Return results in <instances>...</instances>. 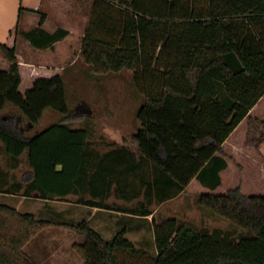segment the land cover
<instances>
[{"label": "trees", "instance_id": "1", "mask_svg": "<svg viewBox=\"0 0 264 264\" xmlns=\"http://www.w3.org/2000/svg\"><path fill=\"white\" fill-rule=\"evenodd\" d=\"M22 32L18 22L0 43L11 63L10 70H0V142L12 160L27 152L31 169L0 192L64 199L83 190L92 176L95 143L87 128L70 125L85 118L67 102L65 79L73 73L21 63ZM82 55L98 74L132 71L143 95L141 127L131 145L107 143L113 150L103 155L124 163L128 190H136L132 174L148 192L162 190L169 197L200 177L205 187L218 188L228 167L224 145L244 120L246 147L260 150L264 144V120L251 115L264 97V0H95ZM9 104L17 112L4 113ZM48 109L61 119L27 134L25 127L35 129ZM144 162L154 169L150 175ZM200 203L245 234L225 243L176 219L154 223L158 256L148 264H264V196L237 187L221 195L204 193ZM53 227L84 238L73 246L83 264H121L119 253L141 255L125 230L106 241L87 221L41 220L0 203V264H38L25 248Z\"/></svg>", "mask_w": 264, "mask_h": 264}, {"label": "rangeland", "instance_id": "2", "mask_svg": "<svg viewBox=\"0 0 264 264\" xmlns=\"http://www.w3.org/2000/svg\"><path fill=\"white\" fill-rule=\"evenodd\" d=\"M8 64L7 59L0 53V70L8 69ZM70 71L73 75L68 73L65 79L67 102L74 113L79 112L85 116L82 121H73L70 125L87 128L90 131L89 141L95 143V145L92 144L90 147L92 149L100 146V154L107 152V149L102 148L107 146V143L114 142L120 145L124 143L131 145L132 135L141 127L138 112L144 103L143 95L134 84L133 72L122 70L118 73L98 74L86 62L82 52ZM26 73V69L23 68L24 78L27 81ZM10 112H17V109L9 104L4 109V113ZM251 115L264 120V99L257 104ZM61 117L52 109L46 110L34 131L43 130L59 121ZM20 120L22 125L26 126V122L21 118ZM247 132L248 121L244 120L232 134L230 141L225 145L222 156L227 160L228 167L220 173L221 185L218 188L205 187L201 183L202 177H200L199 180L194 179L183 194L174 201L162 204V202L153 199L150 202L146 194L137 191V200L128 201L127 206L140 210L141 207H144L143 205L149 202L151 208L156 210L154 217L156 218L154 219L156 224L176 219L178 225H185L197 231L208 233L225 243L237 242L245 233L227 219L201 205L200 198L204 193L221 195L237 187H240L244 194L264 196V144L260 150L246 147ZM0 148L5 150L2 142H0ZM18 162L19 168L15 171L16 179H20L28 169L26 157H23ZM9 164L12 165L5 157H0V170L6 172L9 169ZM143 169L148 175L154 172V169L145 162ZM210 170V168L207 170L208 173ZM8 174L10 175L11 173ZM131 177H129V182L134 184L137 190L139 187L138 180L136 178L131 179ZM212 179V177L209 178V181ZM10 186L12 187V185ZM7 187L9 186L0 179V188ZM156 188L149 189L155 190ZM174 193H176V190ZM159 195L161 198V194ZM6 203L13 204L12 202H7V200ZM80 217L75 218L74 221H83V218L81 219ZM45 219L51 221L66 220L62 219L61 216L56 217V215L50 218L47 216ZM94 223L99 225L98 219ZM130 236L136 241L141 236L144 239L148 238L149 243H147L145 249L141 250L148 252L152 257L156 256L155 245L150 243V233L142 235L130 234ZM78 237L80 236L71 233V231L63 227L49 228L32 240L26 246L25 251L38 264H83L82 259L73 249L74 243L84 241L82 237L80 239ZM56 247H60L62 250L60 261L56 260L57 257L54 259L51 256ZM118 258L121 264H148L150 260L148 259L149 257L142 259L131 256L129 253H119Z\"/></svg>", "mask_w": 264, "mask_h": 264}, {"label": "crops", "instance_id": "3", "mask_svg": "<svg viewBox=\"0 0 264 264\" xmlns=\"http://www.w3.org/2000/svg\"><path fill=\"white\" fill-rule=\"evenodd\" d=\"M94 11L95 0H0V43L7 42L9 32L19 22L23 32L17 42L18 60L33 67L60 69L63 72L68 71L72 69L76 59L82 52L84 38ZM101 12L102 10L99 11V15ZM10 68L11 63L9 62L6 70H10ZM25 130L27 134L35 133L33 127L26 126ZM231 137L232 135L225 145L230 141ZM102 148L107 149V152H102V155H100V146L92 149L95 153L91 163L92 167L89 168V173L92 176H90L83 190L79 189L78 192L64 199H42L25 196L23 193L15 191H11L13 193L0 192V203L10 205L6 203V200L7 202H12L13 204L10 206L15 207L21 213L33 214L41 220H46L45 217L49 216L50 218L54 215L56 217L61 216L62 219L67 220L59 219V221H54L59 223L77 224L79 222L74 221V219L81 216L80 218H83V221H87L106 241H112L120 231L125 230L126 238L141 252V255L138 256L139 258H157L158 250L154 229L156 210L151 208L149 202L143 205L144 207H141L140 210L129 208L127 202L137 200L136 195H138V192H143L150 202L153 199L158 201L161 193V198L164 199L162 204H165L174 201L184 191L175 197L164 196L162 190L148 192L140 181H138V192L131 188L128 190L125 181L127 168L124 163L121 164L120 161L112 163L110 160H105L103 155L112 151L113 148L110 146ZM1 156L5 157L12 165L9 164V169L6 172L0 170V179L8 186L17 184L21 180V178L16 179L15 177L19 162L12 160L5 150L0 148ZM23 157L27 159L28 169L26 171H29L31 168L27 152L20 159ZM112 169L115 171H111ZM8 173L11 174L9 175ZM132 178H135L134 174H132ZM153 178L154 176H151V179ZM24 186L26 187V185ZM86 201L95 202L96 204L82 203ZM100 202L102 204H97ZM97 219L99 225L94 223ZM145 233L151 234L150 243L155 245L157 252L154 257L150 256L148 252L141 250L145 249L147 243H149L148 238L144 239L141 236L136 241L130 236V234L142 235ZM61 253L60 247H56L51 256L54 259L57 257L56 260L60 261Z\"/></svg>", "mask_w": 264, "mask_h": 264}]
</instances>
